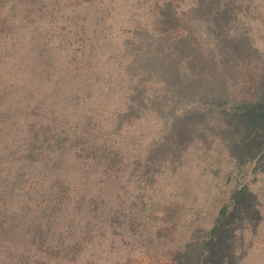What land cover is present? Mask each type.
Listing matches in <instances>:
<instances>
[{"label":"rangeland","instance_id":"1","mask_svg":"<svg viewBox=\"0 0 264 264\" xmlns=\"http://www.w3.org/2000/svg\"><path fill=\"white\" fill-rule=\"evenodd\" d=\"M261 105L264 0H0V264H264Z\"/></svg>","mask_w":264,"mask_h":264},{"label":"trees","instance_id":"2","mask_svg":"<svg viewBox=\"0 0 264 264\" xmlns=\"http://www.w3.org/2000/svg\"><path fill=\"white\" fill-rule=\"evenodd\" d=\"M261 106H264V105H261ZM257 114H258V116H259V118L261 119V117H263V114H264V112H257ZM257 118V117H256ZM258 119V118H257ZM30 128H34L35 127V125H30L29 126ZM43 131V130H42ZM42 133L43 132H41V133H39V134H41L42 135ZM37 137L40 139V135L38 136L37 135ZM43 138V137H42ZM41 138V139H42ZM32 145H33V141H32ZM9 155L10 154H8V157H9ZM3 190V193H2V195H5V193H6V191L4 190V189H2ZM51 194V193H50ZM6 195H8V194H6ZM42 209H38V212H40V213H43L44 212V210H45V207L43 206V207H41ZM7 213V212H6ZM40 219V218H39ZM43 229L39 226V229L37 230V233H38V235H39V237H42V235H43ZM43 239L41 240V243L39 244V245H37L36 246V248L34 249L35 251H36V255L37 254H40V255H42V254H44L45 256H48V254H50V252H48V249L47 248H45L44 249V244H43ZM27 251V249L25 248V249H23V253L21 254V256H23V258H25V256H27V255H23V254H25V252ZM161 264H170V263H161Z\"/></svg>","mask_w":264,"mask_h":264}]
</instances>
